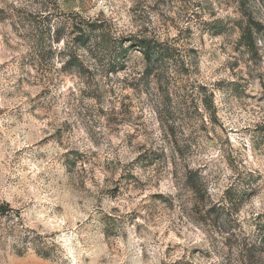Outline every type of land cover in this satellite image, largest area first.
<instances>
[{"label": "clouds", "instance_id": "clouds-1", "mask_svg": "<svg viewBox=\"0 0 264 264\" xmlns=\"http://www.w3.org/2000/svg\"><path fill=\"white\" fill-rule=\"evenodd\" d=\"M0 264H264V0H0Z\"/></svg>", "mask_w": 264, "mask_h": 264}, {"label": "rangeland", "instance_id": "rangeland-1", "mask_svg": "<svg viewBox=\"0 0 264 264\" xmlns=\"http://www.w3.org/2000/svg\"><path fill=\"white\" fill-rule=\"evenodd\" d=\"M227 192V189H225V193ZM223 195V194H222ZM220 204L222 205L223 204V201L221 200L220 201ZM215 206V205H214Z\"/></svg>", "mask_w": 264, "mask_h": 264}, {"label": "trees", "instance_id": "trees-1", "mask_svg": "<svg viewBox=\"0 0 264 264\" xmlns=\"http://www.w3.org/2000/svg\"><path fill=\"white\" fill-rule=\"evenodd\" d=\"M230 203H231V201H230Z\"/></svg>", "mask_w": 264, "mask_h": 264}]
</instances>
